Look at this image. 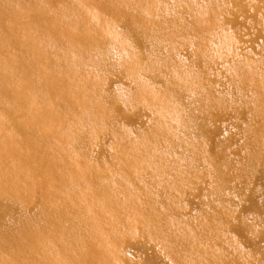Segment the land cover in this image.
Listing matches in <instances>:
<instances>
[{
  "label": "bare ground",
  "instance_id": "bare-ground-1",
  "mask_svg": "<svg viewBox=\"0 0 264 264\" xmlns=\"http://www.w3.org/2000/svg\"><path fill=\"white\" fill-rule=\"evenodd\" d=\"M103 1L0 0V132L3 129L4 132L14 128L19 130L18 136L10 140L0 133V151L11 159L23 157L25 162L17 163L15 167L24 181L22 187L28 186L29 191L35 189L38 192L57 165L72 171L75 169L69 162L76 163L80 173V177L76 175L66 184V190L71 194L65 193V200H72L71 208L66 209L63 204L51 210L58 216L59 224L70 231L61 243L67 250L59 254L45 245L44 251L49 253L45 263L61 264L60 258L67 257L70 264H118L116 258L117 262H111L117 256L116 249L121 243L123 247L131 241L148 254H151L150 250L154 251L151 260L157 257L160 262L168 258L172 264H246L214 232L208 228L198 230L191 216H179L169 198L183 194L192 188L196 179L204 178L206 159L199 155L201 147L194 142L201 137L210 148L212 159L209 162L215 179L214 185L205 191L197 187L192 192L200 196L199 206H205V211L211 209L213 199L220 198V189L234 178L230 171H223L220 164L227 160L226 146L236 143V139L233 136L220 139L216 148H213V142L219 134L230 129L236 116L234 108L243 104L253 112L246 134L247 143L244 142L246 155L242 154L243 148L233 151L241 156L245 167L241 187L247 189L249 184L252 185L244 195L243 204H257L264 213V201L260 199L264 198V53L261 52L263 57L252 66L226 53L213 59L214 49L218 50L225 41L220 27L233 29L240 23V18L251 22H244L248 31L255 28L252 40H264V15H259L264 0H192L190 5L193 7L183 5L189 0ZM145 1L152 2L144 4ZM87 2L97 7L96 13L87 8ZM121 24L125 25L124 32L118 30ZM118 57L123 61L118 62ZM186 59L192 61L187 64ZM146 60L152 63L145 64L143 61ZM224 71L228 73L227 79L217 95L211 87L217 82L214 75ZM198 74H204L207 83L192 84ZM116 75L133 81L134 88L115 86L113 78ZM188 84L187 89L182 88ZM157 89H165L166 93L155 95ZM143 105L151 110L161 107L158 111L160 125L152 128L151 136L158 142V149H150L144 141L135 142L138 149L156 159L157 151L167 148V151L179 154L183 163L170 162L157 167L162 169L161 172L148 170L143 164L142 176L148 184H151L146 180L148 175L154 174L151 185L156 196L144 194L146 201H152V207L145 209L147 214H144L134 200L127 199L126 204L134 212L128 217L114 215V226L109 232L103 211L109 208L114 212L122 203L113 196L112 188L101 191L94 185L93 179L99 174L93 172L83 159H68V155L86 147V142L80 139L82 135L74 134L79 130L78 126L89 129L91 123L96 133H101L103 125L110 130L118 129L117 123L134 128L144 122ZM70 124L74 126L73 132ZM37 127H48L55 133L52 158L45 155L39 158L38 154L27 156L22 152L17 155L13 149L16 148L15 141L29 128L33 129L31 141L39 137L34 131ZM168 128L176 139L167 133ZM72 134L73 138L68 140ZM117 134L120 141L125 138L122 136L125 133ZM70 141L72 149L69 153L57 149V145ZM185 141L191 142L189 146ZM96 150L100 153L103 148L98 149L97 145ZM122 156L130 162L135 157L126 151ZM255 164L262 169L253 175L250 169ZM197 167L203 168V173L195 172ZM114 168L119 169L120 165L114 164ZM168 171L184 179L176 191H171L164 178ZM29 177L31 182L27 184ZM12 187H15L13 183L9 188ZM78 190L83 192L81 201L73 198ZM203 195L206 196L202 199ZM1 200L4 218L8 215L15 221L21 218L15 196L4 194ZM247 206H240V211L244 212ZM144 215L154 217L153 221L144 223ZM236 216V219L241 218L240 213ZM223 222L226 230L242 233V228L232 219ZM182 223L186 224V232L179 234L174 227ZM18 225L22 226V222ZM153 229L155 233L150 234ZM126 230H133L132 236L120 240ZM35 234L47 237L46 229L42 227ZM192 237L200 238L206 245H209L206 239L212 237L211 246L216 244L221 249L216 252L210 247L205 251L200 249L199 258L186 260L183 254L190 249L188 242ZM153 239L160 241L165 254L156 253L150 245ZM109 242L112 243L109 248L115 250L107 253L104 247ZM27 244L39 249L41 242ZM253 249L254 257L259 254V261H264V247L257 245ZM15 256V264H20L21 259Z\"/></svg>",
  "mask_w": 264,
  "mask_h": 264
},
{
  "label": "rangeland",
  "instance_id": "rangeland-1",
  "mask_svg": "<svg viewBox=\"0 0 264 264\" xmlns=\"http://www.w3.org/2000/svg\"><path fill=\"white\" fill-rule=\"evenodd\" d=\"M98 1L104 3L103 0ZM150 2L145 1L144 4ZM191 2L192 0H189V2L183 3V5H185V7H193L194 5H190ZM203 5L206 6L207 4L203 3ZM223 5L226 6V4ZM86 6L91 9L92 13L97 12V7L92 3L87 2ZM150 6L154 8L152 5ZM260 6L261 9L259 10V15L262 16L264 15V1ZM239 21L240 23L233 29L225 26L220 27L219 31L226 42L224 41L221 46H218V50H215L210 45V48L215 51L213 59L217 60L222 53H226L231 54L233 58L241 63L247 66H252L263 57L261 52L264 53V40L262 38L252 40L255 28L252 27L250 31H248L246 24L244 23L246 21L248 24H251V22L245 18H240ZM118 30L124 32L125 25L121 24ZM235 38H238V40ZM120 61H123L122 57H118V62ZM190 61L192 60L186 59L187 64L190 63ZM143 62L145 64L152 63L151 60ZM80 69H83V67ZM226 75H228L227 71H224V73L217 72V74L214 75L217 77V82L211 87L215 88L217 95L219 94V91H221L220 88L224 84L223 81L227 79ZM113 81L115 86L134 88L133 81L130 79H124L120 75L114 76ZM202 81L207 83L208 80L205 78L204 74H198L196 75L195 82L192 84L200 85ZM156 86L160 88L162 87L160 84H156ZM188 87L189 84L182 88L187 89ZM161 92L166 93V90L157 89L154 94L159 95ZM218 100H220V97ZM221 106L224 107V104ZM160 108L161 107L157 109L152 108L151 110L143 105L142 111L144 122L134 128H126L123 124L117 123L116 125H118V129L116 127V129L110 130L103 125L101 133H96V128L92 127L91 123H89V129L78 126L79 130L74 133L75 135L76 133L82 135L80 139L86 142V147L85 149L79 148L73 150L72 153L68 155V159L70 157L83 159L93 172L95 171L99 174L98 177L93 179L94 185L97 188H100L101 191L107 188H112L114 190L113 196L118 197L119 202L122 203L121 205H117L119 206V209H116L114 212L109 208H105L103 211L106 217L105 227L109 232L114 226V215L117 217L118 215L128 217L130 212H134L126 204L130 199L134 200L136 207H139L140 211L144 214H147L144 211L145 209L152 207V201L148 199L146 201L144 199V194L155 198L156 194L153 195L154 186L151 185L154 181V174L151 173L148 175L146 180H149L151 183L148 184L142 176L144 171V168L142 167L143 164L146 165L148 170L161 172L162 169L157 167H164V165L170 162L174 164H180V162L181 164L183 163L181 157L175 151H167V148L163 151L158 150V157L153 159L149 157L148 154L142 153L135 144V142L144 141L150 149H158V142L156 139L151 138V136L154 130L152 128H156L160 125L161 118H159L158 112ZM121 111H125V109H122ZM234 111L236 116L233 119V125L228 131H223V135L219 134L213 142V148H216L218 147V141L220 139L227 136H233L236 139V143L233 144L232 142L226 146L225 153L227 160L220 164L223 171H230L234 176L226 187L224 186L220 189V198L213 199L211 201V209L205 211V206L204 208L199 206L200 196L192 192L193 189H196L197 187H199L200 191H205L207 187H212L214 185L215 179L214 169L209 162L212 159L210 148L205 144V139L201 137L195 139L194 142L201 147L199 155L206 159L207 169L204 173V178L201 180L196 179L192 184V188L188 187L190 189L186 190L183 194L178 195L177 197L176 195H172L169 198V203L172 204V206L174 204L179 216L184 218L190 216L193 217L192 221L198 230L208 228L209 231L214 232L215 236H217L223 244H227L232 252L238 254L240 259L246 264H264V261H259V254L254 257L255 252L253 249L257 245L262 248L264 247V236L261 234L264 233V213L257 204L251 203L248 204V206L247 202L243 204L245 199L244 195H246L247 190L252 189V185L249 184L247 189L246 187H241V175L245 167L241 160V156L234 154L233 152L234 150L243 148L242 154L246 155V152L243 150L247 143L246 134L250 129L249 123L252 121L253 112L251 113L250 110L248 111L243 104L235 107ZM254 112L257 113L258 111L255 110ZM69 128L73 132V124H70ZM18 131L17 128L5 130V132L3 129L0 133H2L3 138L10 140L11 137L18 136ZM34 131L35 135L39 136L36 137L34 141H31L33 137V129L31 128H29L22 137L15 141L16 148L13 149L17 151L16 154L18 155V152H22L27 156L38 154L39 158L43 155L52 158L54 154L51 152V149L53 142L56 140L53 137L55 136V133L51 132L48 127H37ZM166 131L170 134V137L176 139L174 134L170 132L169 128ZM118 132L125 133L122 135L125 137L122 141H120V137L117 134ZM72 138L73 134L69 136L68 140ZM71 143L72 141L66 142V144H59L56 147L58 150L63 149L62 152L66 150L69 153L72 149ZM184 143L189 146V143L191 142L185 141ZM97 145L98 149L100 146L103 148V151L101 150L102 154L101 151L99 153L98 150H96ZM124 151L135 156L131 160L132 162L123 158L122 152ZM59 153L60 152H58V154ZM5 155L6 154L3 153V151H0V264H15V255L16 259H21L20 264H46L45 260L48 259L49 253L44 251L45 245L49 247V250L56 251L59 254L64 253L67 250L65 245H62L61 243H64V235L70 231L59 224L58 216L54 213L55 211L52 213L51 210L58 206H62L63 204L66 209L71 208L72 200H65V193L71 194L69 190H66V184L73 180L76 175L80 177V173L78 169L76 170V163L69 162V164L75 169L72 171L67 170L63 166L57 165L56 169L51 173L48 181L43 187L39 188L38 192H35V189L29 191L28 186L22 187L24 181L20 178L19 170L15 167V164L24 163L25 160L22 161L23 157L15 160L14 158L11 159V157ZM60 155L64 156L63 153ZM161 160H163V163ZM114 164L120 165V168L115 169ZM124 165L127 166L124 168ZM41 168L42 166L39 165V169ZM202 169L203 168L201 167H197L195 168V172L203 173ZM261 169L262 168L259 164H255L250 170L253 175H256ZM164 178L171 186V191H176L177 186L184 180L170 171L165 173ZM27 180V184L31 182L30 177ZM12 183L15 187L9 188ZM5 184L6 186H4ZM4 194H11L16 197L17 206L22 213L21 218L17 221H15L11 215L6 216L5 218L2 216L3 205L1 197ZM82 194V190H78L73 198L81 201ZM204 196L206 195H203L202 199ZM149 197L147 196V198ZM127 199L129 200L127 201ZM260 199L264 201L263 197ZM206 200L209 199L206 198ZM242 205L247 206V209L244 210V212L240 211V206ZM237 213L241 214L240 219H236ZM143 218L145 220H141L144 221V223L152 222L154 219L152 216L148 217L145 215ZM224 219H232V222L234 221L235 225L242 228V233H239L237 230H226V226L223 225ZM170 220L172 222V218ZM19 221L22 222V226L18 225ZM20 227L23 229H20ZM40 227H42L43 230L46 229L47 237H40L35 234L38 233ZM174 228L179 234L186 232V224L184 223L179 224ZM131 232H133V230L124 231L119 237L120 240L132 236L130 234ZM154 233L155 231L153 229L150 234ZM114 240L116 239H112V241ZM209 241L212 242V237L206 239V242L209 245L204 244V241L202 240L200 241V238L192 237L188 242L190 249L184 251L185 253L183 256H185L186 260H190L195 257H200V249L205 251V249L210 247V250H213V252L221 249V247H217L216 244L211 246ZM38 242H41V244H39V249L30 247L27 244H36ZM121 245L120 248L118 247V249H116L117 256L112 258L111 262L115 263L118 260V264H172L168 258L162 259V262H160L157 257L151 260L150 256L154 251L152 253L150 250L151 254H148L144 249L138 248L131 241L126 243L123 247H121ZM150 245L154 247L156 253H160L161 255L165 254V250L158 239H153ZM111 246V242L105 245L104 249L107 253L115 250L110 249L109 247ZM210 255L215 256L214 254ZM112 256H114V254ZM60 260L61 264H70V259L67 257H62Z\"/></svg>",
  "mask_w": 264,
  "mask_h": 264
}]
</instances>
